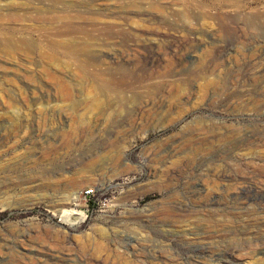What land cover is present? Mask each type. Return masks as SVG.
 Segmentation results:
<instances>
[{"label":"rangeland","instance_id":"rangeland-1","mask_svg":"<svg viewBox=\"0 0 264 264\" xmlns=\"http://www.w3.org/2000/svg\"><path fill=\"white\" fill-rule=\"evenodd\" d=\"M260 11L0 0V264H264Z\"/></svg>","mask_w":264,"mask_h":264},{"label":"built area","instance_id":"built-area-1","mask_svg":"<svg viewBox=\"0 0 264 264\" xmlns=\"http://www.w3.org/2000/svg\"><path fill=\"white\" fill-rule=\"evenodd\" d=\"M96 194V189L95 188H87L83 191V197L85 201L88 203L87 206L90 203H93V206L95 205L96 201L92 200L94 199V196ZM106 205L105 201L104 202H98V207L101 208L102 206Z\"/></svg>","mask_w":264,"mask_h":264},{"label":"bare ground","instance_id":"bare-ground-1","mask_svg":"<svg viewBox=\"0 0 264 264\" xmlns=\"http://www.w3.org/2000/svg\"><path fill=\"white\" fill-rule=\"evenodd\" d=\"M239 8V7H238ZM242 8V7H241ZM239 11V10H238ZM127 18H130L129 16L127 17ZM258 21H260V22H262V23H264V11H260L259 13H257L256 14V17H255ZM187 35H184V38L185 39H187ZM200 42V41H199ZM199 42H198V44H199ZM179 43V42H178ZM201 43V42H200ZM203 45V44H202ZM179 46V45H178ZM194 48H196V47H194ZM193 49V48H192ZM263 49H264V47H263ZM77 196L78 195H76V196H73V200H75L76 198H77ZM216 212V211H215ZM227 213V212H226ZM257 215V214H256ZM234 218V217H233ZM201 219V218H200ZM236 219V218H235ZM220 221V220H219ZM222 222V221H221ZM259 224H260V222H259ZM212 226V225H211ZM214 227V226H213ZM215 260V259H214ZM213 260V261H214ZM210 264H216V263H210ZM219 264V263H218Z\"/></svg>","mask_w":264,"mask_h":264}]
</instances>
